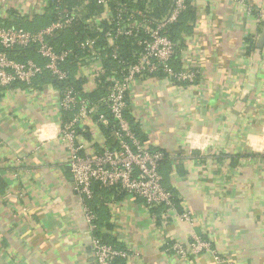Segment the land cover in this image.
<instances>
[{"label": "crops", "instance_id": "crops-1", "mask_svg": "<svg viewBox=\"0 0 264 264\" xmlns=\"http://www.w3.org/2000/svg\"><path fill=\"white\" fill-rule=\"evenodd\" d=\"M41 1L0 0V26L46 15ZM183 16L191 29L181 34L173 67L197 71V82L139 78L127 98L138 137L166 155L163 183L178 205L164 226L162 211L111 195L102 217L113 229L101 233L128 252L127 264H264V0H189ZM70 71L77 81L78 64ZM52 80L0 90V264H96L60 139L67 118L61 85ZM84 129L85 153L109 147L103 126ZM184 210L194 225L176 217ZM194 234L212 244L221 263L208 254L178 260L165 252L167 238L186 246Z\"/></svg>", "mask_w": 264, "mask_h": 264}, {"label": "built area", "instance_id": "built-area-1", "mask_svg": "<svg viewBox=\"0 0 264 264\" xmlns=\"http://www.w3.org/2000/svg\"><path fill=\"white\" fill-rule=\"evenodd\" d=\"M68 1H41L46 10L52 6L55 20L40 31L0 26V90L13 88L17 84L32 87L45 74L60 83V110L67 116L61 126L60 139L67 150V165L93 234L95 261L96 264H116L118 260L129 259V254L96 235L97 215L90 207L95 197L94 185L125 192L127 196L142 200L149 210L162 209L164 226L169 224L176 209L175 197L164 187L161 173L166 155L150 149L134 132L127 117V98L132 83L139 78L162 75L172 84L194 85L197 82V71H177L173 67L177 56L176 44L166 34L168 28L186 12L189 0H171L168 11L159 20L151 15L153 12L149 11V7L146 12H141L119 0H96L100 11L94 14H90L89 0H76L82 3L70 7ZM246 1L239 0L240 3ZM82 19L87 32L96 36L80 43V54L70 61L74 51L60 48L55 40L74 22ZM262 20L263 16L259 22ZM120 38L135 40L138 47L135 62L121 57ZM31 48L45 61L44 65L34 60L19 62L10 57L11 51ZM108 50L111 58L118 63L117 69H113L110 75H107L109 71L104 66ZM74 63L78 64L77 78L83 81L82 90H76L71 84L70 65ZM103 78L109 85L108 92L98 102H92L86 94L91 91L89 85ZM101 106L108 113L101 111ZM90 122L110 128L112 146L97 153L84 152L79 138ZM176 217L191 226L195 223V218L187 210L177 213ZM163 244L165 252L178 260L208 254L217 263L222 262L212 244L196 234L186 246L171 242L168 238Z\"/></svg>", "mask_w": 264, "mask_h": 264}, {"label": "trees", "instance_id": "trees-1", "mask_svg": "<svg viewBox=\"0 0 264 264\" xmlns=\"http://www.w3.org/2000/svg\"><path fill=\"white\" fill-rule=\"evenodd\" d=\"M119 0V2H127L128 5L131 8L137 9L141 12H146L147 8L149 7V11L153 12L151 15L154 16L156 19H161L164 17L166 12L168 11L170 1L171 0ZM82 2L81 1H68V7L74 6V5H80ZM89 9H90V14H94L95 11H100V8L96 4V0H89ZM187 11V10H186ZM186 13V12H185ZM185 13L183 15H185ZM188 19L194 20V15L191 10H189V13L187 14ZM55 20V12L52 9V6H49L47 8V14L40 17V16H34L32 21H22L19 20V24L12 23L4 25V27H10V26H15V28H23L27 31L31 32H36L40 31L47 26H50ZM188 20H184L181 17L180 20L175 23L174 25L170 26L166 32V34L169 36V38L176 44V50L179 48L178 44L181 41V34L186 33L190 31L191 26L188 25ZM95 34H91L87 32L86 26L84 25L83 19L80 21L74 22L66 31L64 34H62L58 39L55 40V44L58 45L60 48L63 49H71L74 51V56L70 57V61L74 60L75 55L80 54L79 50V44L84 42L86 38L88 37H95ZM120 48H121V57L125 59L128 62H135L137 53H138V47L136 46L135 40L133 38H120L118 41ZM106 55V53H105ZM10 57L16 61L19 62H25L27 60H35L37 62H40V56L37 54L34 48L31 49H26L24 51H11L10 52ZM177 58V56H176ZM75 64V63H74ZM73 65V64H72ZM104 66L107 69V75H110L111 71L113 69H117L118 63L114 61L111 58L109 50L107 51V56L104 58ZM41 79L51 82L52 79L50 78L49 74H45ZM73 83V84H72ZM72 86L76 90H82L83 86V81L77 80V81H72L71 82ZM57 85L60 86V83H57ZM100 88L93 93L88 94V98L92 102H98L101 100L103 97L106 96L108 92V87L109 85L105 82V78L100 79L99 82ZM61 87V86H60ZM106 108L100 107L101 111H104ZM109 119H111L109 117ZM112 120V119H111ZM130 121V120H129ZM131 123V122H130ZM132 125V123H131ZM104 128V132L106 135L109 136V146L113 145V139L110 136L111 130L110 128ZM132 128L134 132L137 134V130L135 126L132 125ZM138 136V134H137ZM94 200L90 203V207L92 211L97 215V227L98 231L96 232V235L101 237L102 240L115 248H121L118 246L115 240L110 238L109 236L102 235L101 229H106V231H111L113 229L112 225L109 224L108 219H105V217H102V211L106 212L105 206H104V201L107 199L109 196L115 195L117 199L124 198L126 196L125 192H119L115 189L112 190H106V189H101L98 184L94 185ZM174 203L175 205H178V201L174 198ZM152 212H159L162 211V209H154L151 210ZM107 214V212H106ZM107 221V223H105ZM122 249V248H121ZM116 264H127L126 260H118Z\"/></svg>", "mask_w": 264, "mask_h": 264}, {"label": "water", "instance_id": "water-1", "mask_svg": "<svg viewBox=\"0 0 264 264\" xmlns=\"http://www.w3.org/2000/svg\"><path fill=\"white\" fill-rule=\"evenodd\" d=\"M261 41L264 42V29H263V32L261 34Z\"/></svg>", "mask_w": 264, "mask_h": 264}]
</instances>
